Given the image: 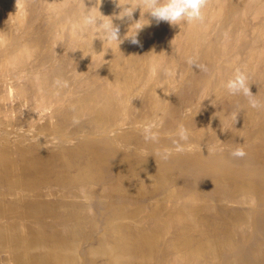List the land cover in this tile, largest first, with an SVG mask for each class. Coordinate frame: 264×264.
Segmentation results:
<instances>
[{"label": "bare ground", "instance_id": "6f19581e", "mask_svg": "<svg viewBox=\"0 0 264 264\" xmlns=\"http://www.w3.org/2000/svg\"><path fill=\"white\" fill-rule=\"evenodd\" d=\"M90 8L120 43L84 28ZM120 11L0 0V264H264V0H205L182 25L144 12L135 44L142 9ZM236 70L260 108L224 88Z\"/></svg>", "mask_w": 264, "mask_h": 264}, {"label": "clouds", "instance_id": "9594fccd", "mask_svg": "<svg viewBox=\"0 0 264 264\" xmlns=\"http://www.w3.org/2000/svg\"><path fill=\"white\" fill-rule=\"evenodd\" d=\"M117 6L121 8L118 13L119 19H131L133 12L139 7L142 9L141 18L134 22L125 38L129 39L131 43H138L137 33L146 24L142 23L144 18L143 13L147 12L153 21L157 24L160 22H167L170 25L191 24L193 22L202 21V9L205 6V0H117ZM93 8V7H92ZM92 8L86 9L82 21L84 28H92L95 31V37L106 43L113 41L121 42L119 36V28L113 25L112 18L105 19L107 16L95 15ZM101 13V12H100ZM145 19V18H144ZM94 37V38H95ZM187 63L195 66L201 71H207L206 67L197 63L194 59L188 58ZM57 86H67L66 82L62 85L60 80L54 81ZM248 75L245 72L236 70L235 73L225 82L224 88L230 95L242 96L246 99L247 104L251 108H260L261 104L256 99V96L250 91ZM143 138L146 142H157L158 136L153 132L151 126L143 129ZM189 140L188 131L184 126H180L173 138L172 143L175 145L177 151H183V144ZM155 158L159 156L161 159H167L170 153L167 150L153 154ZM230 155L234 158H243L246 153L243 148H234Z\"/></svg>", "mask_w": 264, "mask_h": 264}, {"label": "rangeland", "instance_id": "374dc122", "mask_svg": "<svg viewBox=\"0 0 264 264\" xmlns=\"http://www.w3.org/2000/svg\"><path fill=\"white\" fill-rule=\"evenodd\" d=\"M66 52V51H65ZM181 69L179 68V69H177L176 70V72H175V75H176V77H178L179 78V76H180V74H181Z\"/></svg>", "mask_w": 264, "mask_h": 264}]
</instances>
